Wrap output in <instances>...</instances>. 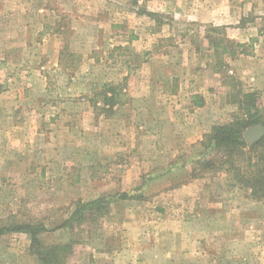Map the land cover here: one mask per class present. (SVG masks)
<instances>
[{
  "label": "rangeland",
  "instance_id": "rangeland-1",
  "mask_svg": "<svg viewBox=\"0 0 264 264\" xmlns=\"http://www.w3.org/2000/svg\"><path fill=\"white\" fill-rule=\"evenodd\" d=\"M179 1L0 0V221L141 201L43 234L75 241L69 264H264V200L198 164L246 94L264 113V0ZM37 251L0 237V264Z\"/></svg>",
  "mask_w": 264,
  "mask_h": 264
},
{
  "label": "trees",
  "instance_id": "trees-1",
  "mask_svg": "<svg viewBox=\"0 0 264 264\" xmlns=\"http://www.w3.org/2000/svg\"><path fill=\"white\" fill-rule=\"evenodd\" d=\"M248 96L249 109L246 117H236L226 124H214L211 131L201 141L203 151L200 152L201 167L210 170L226 171L233 178V185L241 189H248L250 196L257 200H264V136L254 142L248 143L244 131L251 125L264 124V113H259L255 103V93ZM256 106V107H254ZM255 111L252 112V110ZM245 109V108H244ZM209 148L210 153L206 154ZM130 191H121L113 195H102L92 200H79L70 215L54 229H49L44 223L16 222L15 220L0 221V237L6 233H27L32 246H36V258L41 264H69L74 251L75 241L58 242L47 246L43 243L42 236L59 228L75 229L87 221H97L106 217L112 204L117 201L135 199Z\"/></svg>",
  "mask_w": 264,
  "mask_h": 264
},
{
  "label": "water",
  "instance_id": "water-1",
  "mask_svg": "<svg viewBox=\"0 0 264 264\" xmlns=\"http://www.w3.org/2000/svg\"><path fill=\"white\" fill-rule=\"evenodd\" d=\"M264 136L263 125H253L248 127L244 132V137L248 143H253L260 140Z\"/></svg>",
  "mask_w": 264,
  "mask_h": 264
},
{
  "label": "crops",
  "instance_id": "crops-1",
  "mask_svg": "<svg viewBox=\"0 0 264 264\" xmlns=\"http://www.w3.org/2000/svg\"><path fill=\"white\" fill-rule=\"evenodd\" d=\"M141 1V0H140ZM183 0H180L178 3H181ZM212 1H215L216 3L217 2H219V0H212ZM176 13H178V16L180 15V13H181V10H180V8L177 10V11H175ZM219 16V13H218V11H217V17ZM210 17L211 18H216L215 17V10H213L212 11V13H211V15H210ZM207 125V123H204V125H202V127H205ZM213 126V125H212ZM211 126V127H212ZM211 127L209 128V130L211 131ZM209 131V132H210ZM184 190L185 191H189V189H188V187H184ZM99 197V196H98ZM95 198H97V197H95ZM141 201H138V200H135V199H131V200H122V201H117V202H115L114 204H112V206H111V210H110V213H112V210L115 208V206H117V205H121V204H124V205H126V203H129L128 205H131V206H133V207H136L137 205H141V203H140ZM38 263H39V261H38ZM39 264H41V263H39Z\"/></svg>",
  "mask_w": 264,
  "mask_h": 264
}]
</instances>
